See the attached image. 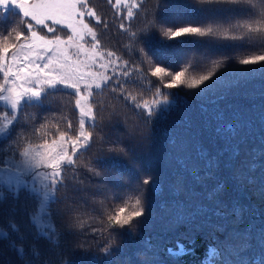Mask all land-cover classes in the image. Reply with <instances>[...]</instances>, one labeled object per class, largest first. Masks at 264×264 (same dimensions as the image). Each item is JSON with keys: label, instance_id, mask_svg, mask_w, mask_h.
I'll return each instance as SVG.
<instances>
[{"label": "snow or ice", "instance_id": "obj_1", "mask_svg": "<svg viewBox=\"0 0 264 264\" xmlns=\"http://www.w3.org/2000/svg\"><path fill=\"white\" fill-rule=\"evenodd\" d=\"M197 3L194 10L207 14L200 24L159 20L155 10L145 9V0H107L121 21L119 30L127 35L125 47L134 53L126 59L102 46L92 21L105 28L108 23L90 0H0V181L8 187L7 192L0 190V204L11 195L14 217L19 190L27 187L23 211L34 238H45L60 264H71L69 253L76 250L109 258L117 238L139 229L146 210L144 193L158 192L160 184L150 169L139 167L137 150L150 140L158 120L187 98L205 96L228 72H264V0ZM133 21L140 22L135 30ZM154 31L164 41H175V67L142 46L141 38ZM186 44L204 46V51L184 48ZM213 48H230L234 54L216 58ZM137 75L154 78L147 93L136 87ZM57 95L67 100L54 104L50 98ZM46 104V112H26ZM226 129L234 132L231 124ZM114 154L127 158L138 172L136 179L113 176L107 162ZM215 163L207 159L209 169ZM222 191L223 185H217L213 195ZM232 211L239 215L238 208ZM8 227L19 232L14 218ZM0 234L7 236L8 231ZM249 237L250 232L244 234L240 251L249 250ZM18 238L24 239L23 234ZM258 245L264 249V231L258 234ZM146 247L151 248L150 241ZM14 250L23 257L22 245ZM31 251L39 260L35 244ZM168 253L179 257L188 249L178 244ZM220 260V249L210 246L205 264ZM240 264H264V251L242 257Z\"/></svg>", "mask_w": 264, "mask_h": 264}, {"label": "trees", "instance_id": "obj_2", "mask_svg": "<svg viewBox=\"0 0 264 264\" xmlns=\"http://www.w3.org/2000/svg\"><path fill=\"white\" fill-rule=\"evenodd\" d=\"M91 6L108 23L105 28L92 21L102 46L126 59L134 55L125 47L127 35L119 30L121 21L107 0H92ZM144 6L150 12L155 10L159 20L170 23L179 18L200 24L207 15L194 10L199 7L197 0H145ZM13 19L8 17L9 22ZM132 23L134 30L140 26L139 21ZM141 39L149 54L156 53L165 64L175 67L178 57L171 47L175 41H164L158 31ZM183 47L204 51L201 45ZM212 51L216 58L234 54L230 48ZM235 67L243 66L236 64ZM248 67L258 69L259 66ZM151 81L154 78L142 80L137 75L136 87L147 93ZM50 99L55 104L66 101L67 97L57 95ZM112 103L124 111L120 103ZM47 109L46 104L43 109L26 112ZM229 124L234 128L233 133L226 129ZM207 159H213L215 167L209 169ZM137 161L140 168L150 169L160 184L158 192L144 193L146 210L139 229L133 235L117 238L118 246L113 247L111 257L76 250L69 253L71 264H204L210 246L220 249L221 260L216 264H240L242 257L264 251L258 245V234L264 231V72L256 70L247 75L228 72L205 96L187 98L166 119L155 123L150 140L137 150ZM107 166L112 168L114 177L119 174L134 180L138 176L136 169L120 154H114ZM217 185H223V191L213 195ZM0 190L7 192L8 188L0 186ZM19 193L14 217L10 212L14 205L11 195L0 204V231H8L7 236L0 234V264H44V261L60 264L56 250L47 240L34 238L33 226L24 214L29 189L20 188ZM234 207L239 209V215L233 214ZM218 211L224 216L217 215ZM10 218L19 225V232L8 227ZM248 232L249 250L240 251L245 243L244 234ZM21 233L24 239L18 238ZM149 241L150 249L146 247ZM33 244L40 251L39 260L32 255ZM178 244L188 249V253L170 256L168 250H176ZM20 245L23 257L14 250ZM94 257L99 258L94 261Z\"/></svg>", "mask_w": 264, "mask_h": 264}, {"label": "rangeland", "instance_id": "obj_3", "mask_svg": "<svg viewBox=\"0 0 264 264\" xmlns=\"http://www.w3.org/2000/svg\"><path fill=\"white\" fill-rule=\"evenodd\" d=\"M6 134V133H5ZM24 179L26 180V182H28L29 184H31V177H24ZM0 186H5L7 187L6 184H4L2 181H0ZM8 188V187H7ZM21 188H27V187H21ZM28 189V188H27ZM45 219H47L46 217H44ZM205 264V263H204Z\"/></svg>", "mask_w": 264, "mask_h": 264}, {"label": "bare ground", "instance_id": "obj_4", "mask_svg": "<svg viewBox=\"0 0 264 264\" xmlns=\"http://www.w3.org/2000/svg\"><path fill=\"white\" fill-rule=\"evenodd\" d=\"M92 0H90V2H91Z\"/></svg>", "mask_w": 264, "mask_h": 264}]
</instances>
